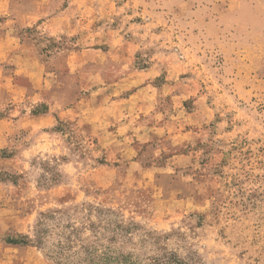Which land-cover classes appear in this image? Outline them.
Instances as JSON below:
<instances>
[{
  "label": "rangeland",
  "instance_id": "1",
  "mask_svg": "<svg viewBox=\"0 0 264 264\" xmlns=\"http://www.w3.org/2000/svg\"><path fill=\"white\" fill-rule=\"evenodd\" d=\"M106 1L0 0V246L67 263V211L137 260L264 264V0Z\"/></svg>",
  "mask_w": 264,
  "mask_h": 264
},
{
  "label": "trees",
  "instance_id": "2",
  "mask_svg": "<svg viewBox=\"0 0 264 264\" xmlns=\"http://www.w3.org/2000/svg\"><path fill=\"white\" fill-rule=\"evenodd\" d=\"M67 213V211L55 213L60 219L58 218L55 221L56 226L52 231V234L57 236L55 240L59 249L57 254L67 261L65 264H188L177 258L175 254L168 256L165 253L147 258L144 261L134 259L133 253L123 254L110 244L114 236L109 239L106 245L101 244L99 239L97 240L99 242L89 245V238L80 236V232L76 231V225L72 219L73 215H67ZM106 213L113 215L112 211H106ZM96 225V223L90 221L89 226L91 228H95ZM20 238L22 241L9 239L5 243L15 247H35L39 249L38 245L36 246L32 242L26 241L29 239L27 235H22ZM58 263L64 264L61 260Z\"/></svg>",
  "mask_w": 264,
  "mask_h": 264
},
{
  "label": "crops",
  "instance_id": "3",
  "mask_svg": "<svg viewBox=\"0 0 264 264\" xmlns=\"http://www.w3.org/2000/svg\"><path fill=\"white\" fill-rule=\"evenodd\" d=\"M106 3H109V1L107 0ZM57 19L58 17H53V19L50 21L53 22ZM154 71H155L154 66L151 68L145 69L143 71H132L131 73L125 75L122 79H119L118 81H115L114 83L110 84L111 86V88L109 87L110 95L109 97H107V101L105 104L109 105L110 108H114V111H115L114 113L116 115L115 117L122 118L124 116L133 115L129 113L128 110H126L124 106L125 104L133 103V99H137L138 96L141 95V91H142L141 87L143 86V83L147 82L146 81L147 79H155L159 77V75H155V76L153 75ZM134 78H137L138 81H141L139 82V87L141 89H139L138 86H136V89L133 88V90L134 89L135 90L139 89V90L137 92L135 91L133 92L132 90L131 94L127 96L128 99H119L124 96L123 91L131 90V89L123 88V87H125V84L127 82L131 81ZM149 82H151V80ZM162 87L163 89H165L166 84L163 83ZM118 90L120 91L118 92ZM123 98H126V97H123ZM103 108H105L104 105H101V110ZM128 109H131V108H128ZM72 113H73L72 109L70 110L67 109V112H64V115L69 116ZM35 121L37 123H40V125L42 124L45 126H49L52 123L51 122L52 120H50L47 115L37 118ZM120 121H121V128L123 129L124 128V125L122 123L123 119H121ZM0 247H1L0 248V264H47L43 254L37 248L34 249V247H15V246L7 245V244L1 245Z\"/></svg>",
  "mask_w": 264,
  "mask_h": 264
}]
</instances>
